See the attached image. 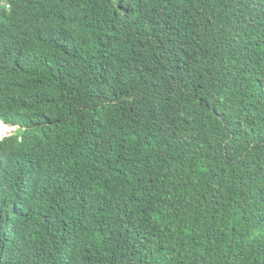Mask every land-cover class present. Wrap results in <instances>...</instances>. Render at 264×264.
<instances>
[{
	"label": "trees",
	"instance_id": "obj_1",
	"mask_svg": "<svg viewBox=\"0 0 264 264\" xmlns=\"http://www.w3.org/2000/svg\"><path fill=\"white\" fill-rule=\"evenodd\" d=\"M0 264H264V0H0Z\"/></svg>",
	"mask_w": 264,
	"mask_h": 264
},
{
	"label": "built area",
	"instance_id": "obj_2",
	"mask_svg": "<svg viewBox=\"0 0 264 264\" xmlns=\"http://www.w3.org/2000/svg\"><path fill=\"white\" fill-rule=\"evenodd\" d=\"M17 129V126L7 125L0 120V140L7 137Z\"/></svg>",
	"mask_w": 264,
	"mask_h": 264
},
{
	"label": "clouds",
	"instance_id": "obj_3",
	"mask_svg": "<svg viewBox=\"0 0 264 264\" xmlns=\"http://www.w3.org/2000/svg\"><path fill=\"white\" fill-rule=\"evenodd\" d=\"M2 121V120H1ZM3 122V121H2ZM4 123V122H3ZM6 124V123H5ZM7 125H11V124H7ZM12 126H17V125H12ZM18 129H19V126H17V129L13 132V134H11V135H15L16 133H17V131H18ZM11 135H9V136H11ZM9 136H7V137H9ZM5 138V137H4ZM2 140V139H1Z\"/></svg>",
	"mask_w": 264,
	"mask_h": 264
}]
</instances>
